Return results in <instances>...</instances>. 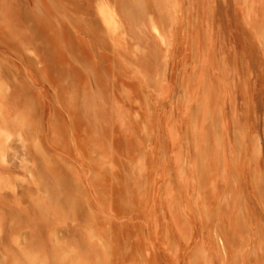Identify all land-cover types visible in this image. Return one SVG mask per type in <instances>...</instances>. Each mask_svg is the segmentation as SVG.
Segmentation results:
<instances>
[{
  "label": "rangeland",
  "instance_id": "1",
  "mask_svg": "<svg viewBox=\"0 0 264 264\" xmlns=\"http://www.w3.org/2000/svg\"><path fill=\"white\" fill-rule=\"evenodd\" d=\"M0 264H264V0H0Z\"/></svg>",
  "mask_w": 264,
  "mask_h": 264
}]
</instances>
